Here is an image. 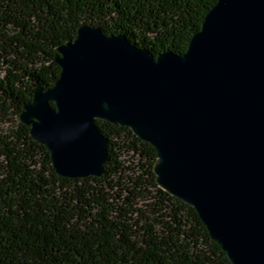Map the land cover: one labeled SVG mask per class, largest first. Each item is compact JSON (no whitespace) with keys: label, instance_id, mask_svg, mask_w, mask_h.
<instances>
[{"label":"water","instance_id":"obj_1","mask_svg":"<svg viewBox=\"0 0 264 264\" xmlns=\"http://www.w3.org/2000/svg\"><path fill=\"white\" fill-rule=\"evenodd\" d=\"M57 51L58 79L19 115L55 173L101 177L95 122L126 127L231 264H264V0H217L183 54L154 57L87 25Z\"/></svg>","mask_w":264,"mask_h":264},{"label":"trees","instance_id":"obj_2","mask_svg":"<svg viewBox=\"0 0 264 264\" xmlns=\"http://www.w3.org/2000/svg\"><path fill=\"white\" fill-rule=\"evenodd\" d=\"M216 3L0 0V264H231L195 211L158 187L155 149L128 128L96 121L104 173L70 180L19 120L34 90L55 84L57 50L80 26L154 57L183 54Z\"/></svg>","mask_w":264,"mask_h":264}]
</instances>
